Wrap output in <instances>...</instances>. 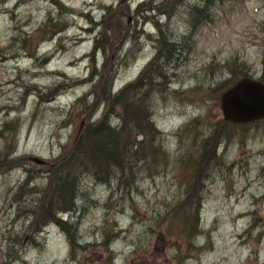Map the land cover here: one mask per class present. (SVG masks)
Instances as JSON below:
<instances>
[{
	"label": "rangeland",
	"instance_id": "obj_1",
	"mask_svg": "<svg viewBox=\"0 0 264 264\" xmlns=\"http://www.w3.org/2000/svg\"><path fill=\"white\" fill-rule=\"evenodd\" d=\"M199 1H0V264H264V120L226 129L219 86L264 82V0H212L194 26ZM159 25L181 48L173 61L162 50L152 75L164 159L132 189L86 176L62 221L48 207L56 178L43 198L49 169L73 150L100 80L120 90L154 61Z\"/></svg>",
	"mask_w": 264,
	"mask_h": 264
},
{
	"label": "trees",
	"instance_id": "obj_2",
	"mask_svg": "<svg viewBox=\"0 0 264 264\" xmlns=\"http://www.w3.org/2000/svg\"><path fill=\"white\" fill-rule=\"evenodd\" d=\"M211 1L200 0L190 5L186 15L190 22H194V26L199 25L203 19L210 20ZM184 2L185 0H169L168 4L175 7ZM147 3H152V1L145 4ZM148 11H158V9L152 7ZM159 12L162 14L160 10ZM164 15L168 14L164 13ZM52 24L53 21H50L48 25L45 24L43 29H48ZM158 27L159 36L156 40L161 44V48L154 61H151L138 80L127 84L120 90L116 91L117 86L114 85L115 83L113 84V79L103 78L100 80L101 84L96 87L95 93L90 95L95 96V101L92 103L94 105L93 110L88 115V111L92 108L87 109V114L83 117L85 125L80 127L76 135L73 150L66 158H61L49 169V173H51L50 186L42 194L43 198L46 199L52 184L54 185L53 180L56 178L54 196H51L48 204L49 211H55V215L57 212L65 211L72 213L71 211L76 209V204L83 192L80 186H82L81 183L86 176L103 184L115 183L117 192L123 186L132 189L144 164L150 165L152 161L157 164L160 159H164L165 153L157 156L160 152L156 148L159 147L161 132L158 131L153 117L160 106L155 99L160 100L161 96L152 90L154 80L152 75L153 70L164 60L162 50L168 51L167 55L169 58L172 57L171 60L173 61V57L181 51V48L175 41L168 42L165 40V44L162 43L165 38L164 27L160 25ZM152 38L154 39V36ZM160 76L165 78L163 74ZM219 86L228 91L233 85L220 83ZM78 102L83 106L81 101ZM97 112L101 113V116L98 121L93 122L92 117ZM195 123L192 122L189 128H195ZM229 126L233 127L234 125L227 122L225 128L227 129ZM185 128L189 129L188 125ZM16 130L18 132V129ZM221 132L222 130L218 135ZM218 135L204 140L205 148L201 157L206 155L209 150L208 145L215 142L216 138L220 136ZM208 141L210 144H207ZM57 173L59 174L57 175ZM203 175L199 163L198 166L194 167V177L196 176L194 182L199 181L197 185L199 189ZM32 179V176H29L24 185L27 186L28 183H32ZM199 189L196 193L199 192ZM38 193L36 190L35 194ZM193 197L196 196L193 195ZM193 206H196L193 201L189 200L186 203V207L192 211L195 210ZM186 217L189 227L188 230L182 229V232L188 235L190 234V224L196 218V212L193 215L187 214ZM54 221L57 222L56 219ZM167 232L164 230L163 233L167 234Z\"/></svg>",
	"mask_w": 264,
	"mask_h": 264
},
{
	"label": "water",
	"instance_id": "obj_3",
	"mask_svg": "<svg viewBox=\"0 0 264 264\" xmlns=\"http://www.w3.org/2000/svg\"><path fill=\"white\" fill-rule=\"evenodd\" d=\"M221 102L224 119L230 123L248 124L264 120V83L244 78L224 92ZM35 162L44 164L39 159Z\"/></svg>",
	"mask_w": 264,
	"mask_h": 264
},
{
	"label": "bare ground",
	"instance_id": "obj_4",
	"mask_svg": "<svg viewBox=\"0 0 264 264\" xmlns=\"http://www.w3.org/2000/svg\"><path fill=\"white\" fill-rule=\"evenodd\" d=\"M69 213L67 211L61 212L59 218L63 221V218H61V217H63L64 215H68Z\"/></svg>",
	"mask_w": 264,
	"mask_h": 264
}]
</instances>
